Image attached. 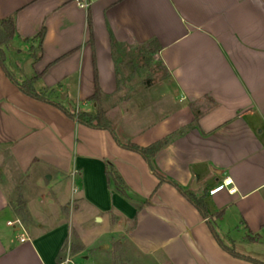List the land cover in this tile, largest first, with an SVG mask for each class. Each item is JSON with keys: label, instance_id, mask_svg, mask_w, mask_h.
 <instances>
[{"label": "crops", "instance_id": "0c3cea01", "mask_svg": "<svg viewBox=\"0 0 264 264\" xmlns=\"http://www.w3.org/2000/svg\"><path fill=\"white\" fill-rule=\"evenodd\" d=\"M10 16L17 35L5 50L13 77L42 73L37 90L81 109H93L86 99L97 80L119 141L149 146L171 136L155 166L205 194L209 217L170 183L159 184L144 158L108 130L26 95L0 65V264H62L71 245L81 249L65 264H100L104 253L113 257L124 246L141 264H255L224 250L209 220L225 245L264 262V0H94L88 9L74 0H0V19ZM112 37L121 48L115 55ZM152 39L161 49L143 58L159 61L168 76L148 85L156 80L150 65L136 66L148 75L125 93L128 80L139 79L120 74L124 48L136 52ZM20 47L29 51L25 66L15 61ZM169 144L180 151L177 165L166 167ZM105 160L135 202L108 186ZM226 177L233 194L222 186ZM77 213L97 224L90 242L75 231ZM16 218L29 239L20 241L8 224Z\"/></svg>", "mask_w": 264, "mask_h": 264}, {"label": "trees", "instance_id": "16d2710c", "mask_svg": "<svg viewBox=\"0 0 264 264\" xmlns=\"http://www.w3.org/2000/svg\"><path fill=\"white\" fill-rule=\"evenodd\" d=\"M88 25H89V28L91 31L92 21H91L90 15L88 16ZM45 33H46V29H45V27H43L37 35V38L39 39L40 45L44 39ZM16 35H17V31H16V25H15L14 18L10 16L7 18L0 19V65L3 68L4 72L6 73V75L10 78V80L12 82H14L17 85V87L20 89V91H22L23 93H25L26 95H28L32 98H35V99H38V100H41V101H44V102H47V103H50V104L56 106L61 111H63L68 117L76 120L80 124H83L85 126H88V127L94 128V129H106V130H108L112 134V136L114 137V139L116 140V142L119 146H121L125 149H128V150L134 151V152L140 154L144 158L149 169L159 179V184H162L165 182L170 183L192 205H194L196 207V209L200 212V214L204 218L209 217V211H208L207 204L205 201V194H203L201 196L196 195L192 190L186 189L181 184H179L177 181L166 177L155 166L154 158H155L156 154L166 144H168V142L171 139V136H168V137H165L159 141H156L149 146H139V145L132 143V142L122 143L121 141H119V139L116 136L114 126L106 115V111H105L104 106H103L105 95L102 92V90L100 89L97 80H96L95 92L93 93V95H91L90 97H88L86 99V102L90 103L91 106L93 107V109L78 108L77 110H70L69 108L63 106L61 103L52 100L50 97V94H51L50 91H48V90H40L39 91L35 88L34 83L37 81V79L39 77H41L42 73L36 74L34 77H32L30 79L23 80V81L16 80L8 69L7 54H6V50H5L6 44L10 40H12ZM92 39H93L92 38V32H90V41ZM111 40H112L113 54L115 55L117 50H120L121 48L113 37L111 38ZM160 49H161V46L157 42L156 39H152V40L146 42L143 46H140V47H138V49H136V52L139 53L140 55H142V57L140 58V60L142 61L141 65L142 66H149L150 65L149 70H150L151 74L154 76V78L156 79V80H146L148 85H150L156 81H159L160 79H164L168 76L167 70L164 67H161V63L159 61L154 62L152 60H149V61L142 60L143 59V52L149 53L152 57V55H155L156 53H158L160 51ZM153 63H155V65H153ZM160 70H161V72H160ZM105 174H106L108 186L111 189L120 193L124 198H126L130 202H135V200L133 199V197L130 194V188L128 187L127 183L124 181L123 177L121 176V174L119 173V171L117 170L115 165L110 160H105ZM150 203H151L150 199L145 200V201L141 202V205L139 206V208H141L144 205H148ZM16 209H17V212L22 219L27 218L26 207L22 201L18 202ZM211 222L212 221L209 220V224H210L212 234H213L214 238L216 239V241L219 243V245L224 250H226L227 252H229L230 254H232L235 257L251 261L255 264H264V262H262L256 258L243 255V254L237 252L234 248L225 245L223 240L221 239V237L219 236V234L217 233L215 227L212 225ZM66 246H67V243L64 245L63 250H65ZM115 248L118 250H121L122 244L120 242H116ZM77 249L78 250L81 249V246L71 245V250H77ZM60 260H61V257H58V261H60Z\"/></svg>", "mask_w": 264, "mask_h": 264}, {"label": "rangeland", "instance_id": "374dc122", "mask_svg": "<svg viewBox=\"0 0 264 264\" xmlns=\"http://www.w3.org/2000/svg\"><path fill=\"white\" fill-rule=\"evenodd\" d=\"M20 49H23L22 52H17V51L14 52L15 61L21 63V66H25L24 65L25 60L30 56L29 51L21 47L18 50ZM123 51L124 54L121 57V60L119 61L120 74L123 76H135L137 79H139V80H128V83L125 84L124 88H126L125 90L127 91V92L125 91V93L130 94L134 91V89L142 85V82H144L145 80H140V79L143 78L145 74L146 76L148 74L147 72L137 73L138 70L135 69L137 68L136 66H141L142 64V61L140 60V56H138L139 53H136L134 50H126L125 48ZM147 58L148 57L146 56L145 60H147ZM142 60H144V58ZM64 94H66V92L60 94V99H62V96ZM113 102L114 101H111V104ZM65 104L69 107L70 110H75V108L77 107L79 108L80 106L79 104L76 105V101L71 102L69 100ZM48 177H50L49 174L45 176L46 179H48ZM5 183L7 182L5 181ZM86 219L81 218V215H78L77 213L73 217V225L75 231L82 237V239L85 240L86 242H90L94 234V229L95 227H97L96 226L97 224L91 217ZM118 253L119 254H116L113 257H111L109 253H104V255L101 256L100 261L102 260V262L100 264H141L137 255L128 247L124 246L122 250L119 251ZM110 257L112 258V260L110 259ZM87 262L90 263V261Z\"/></svg>", "mask_w": 264, "mask_h": 264}, {"label": "built area", "instance_id": "2783aa9c", "mask_svg": "<svg viewBox=\"0 0 264 264\" xmlns=\"http://www.w3.org/2000/svg\"><path fill=\"white\" fill-rule=\"evenodd\" d=\"M74 2L76 3L77 6H79L80 8L83 9H88L92 3L94 2V0H74ZM222 186L225 187L229 193H235L237 191L236 187L233 184V181L231 178L226 177L222 180ZM8 224L12 227H16L18 229V238L20 241H25L27 239H29L28 237V233L25 229L24 223L21 220V218H16L13 221H8ZM70 251H71V247L68 246L67 247V251H66V256L64 261L62 262V264H65L67 262H71V258H70Z\"/></svg>", "mask_w": 264, "mask_h": 264}, {"label": "clouds", "instance_id": "9594fccd", "mask_svg": "<svg viewBox=\"0 0 264 264\" xmlns=\"http://www.w3.org/2000/svg\"><path fill=\"white\" fill-rule=\"evenodd\" d=\"M165 151L170 154L165 159L166 167L177 165V160L175 159V157L177 153L180 151V149L174 144H169L166 146Z\"/></svg>", "mask_w": 264, "mask_h": 264}, {"label": "water", "instance_id": "95a60500", "mask_svg": "<svg viewBox=\"0 0 264 264\" xmlns=\"http://www.w3.org/2000/svg\"><path fill=\"white\" fill-rule=\"evenodd\" d=\"M62 98H65V95L62 96ZM198 183H197V177L194 178V182L192 184V188L197 189L198 188ZM106 248H108V245H105Z\"/></svg>", "mask_w": 264, "mask_h": 264}]
</instances>
